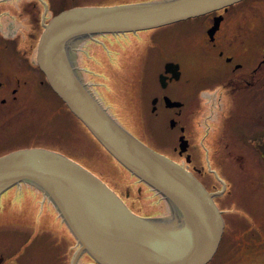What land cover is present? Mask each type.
<instances>
[{
	"label": "flooded vegetation",
	"instance_id": "1",
	"mask_svg": "<svg viewBox=\"0 0 264 264\" xmlns=\"http://www.w3.org/2000/svg\"><path fill=\"white\" fill-rule=\"evenodd\" d=\"M262 3L245 0L198 18L209 21L200 56L191 64L181 52L177 60H164L156 90L146 96L140 110L145 113L143 131L149 132V137L144 134L150 143L124 127L194 175L216 194L218 207L217 198H225L226 192L219 191L220 183L205 163L215 158L241 167V162L260 159L255 141L264 140V12L257 6ZM78 6L79 0H0V157L44 148L50 140L62 141V134L53 133L62 128V99L38 64L37 48L46 25ZM219 16L223 17L220 27L211 37L209 30ZM107 53L105 58L94 57L91 90L109 113H128L126 97L108 92V83L117 82L116 75L108 74L120 56L114 50ZM79 69L82 74L84 69ZM161 114L162 119L155 120ZM168 130L174 134L171 138L166 136ZM37 196L34 192L31 218L22 217L30 206L23 195L18 201L5 194L0 197V264H97L79 251L77 240L47 198L43 207L36 206ZM238 244L235 235L225 238L224 230L208 264L225 263L227 250Z\"/></svg>",
	"mask_w": 264,
	"mask_h": 264
},
{
	"label": "water",
	"instance_id": "2",
	"mask_svg": "<svg viewBox=\"0 0 264 264\" xmlns=\"http://www.w3.org/2000/svg\"><path fill=\"white\" fill-rule=\"evenodd\" d=\"M245 0H155L78 6L53 18L41 36L37 61L53 91L127 171L164 199L170 215L135 214L96 175L58 152L28 148L0 157V197L22 184L56 208L97 264H208L225 220L210 193L190 172L124 128L100 103L77 63L79 47L107 35L160 29L225 10ZM215 18L209 35L219 29ZM173 64H168V68Z\"/></svg>",
	"mask_w": 264,
	"mask_h": 264
},
{
	"label": "rangeland",
	"instance_id": "3",
	"mask_svg": "<svg viewBox=\"0 0 264 264\" xmlns=\"http://www.w3.org/2000/svg\"><path fill=\"white\" fill-rule=\"evenodd\" d=\"M79 1L81 6H111L149 0ZM257 6L264 12V3ZM208 22L206 19L197 18L186 23L136 34L98 37L79 47L77 63L79 68L84 69L83 78L92 89L91 79H95L93 73L96 69L94 57L101 54L105 58L107 52L111 50L119 52V62L115 63L114 70L108 74L116 75L117 82L115 85L108 83V92L111 94L117 91L116 94H123L126 97L128 113L111 111L110 114L122 126L128 127L139 137H144L143 140L149 144L146 138L148 133L143 131L145 113L140 110L148 100L146 96L156 90V77L161 63L164 60H177L180 57L178 52L182 53L181 58L186 59L187 63H193L205 45ZM52 95L55 97V94ZM148 116L154 118L152 114ZM162 117V114L157 115L155 120L159 121ZM168 132L166 131V136L171 138L174 134L170 130ZM53 133L62 134V141L50 140L43 149L63 154L88 169L113 190L135 214L147 218L170 215L166 201L157 193L146 190L145 186L137 183V180L74 119L63 103L62 128L59 131L56 128ZM255 145L260 159L241 162V167L235 162L215 158L205 163L208 171H211L219 181L222 188L219 191L226 192L225 198H217L226 222L225 235L234 233L239 242L237 246L227 250L228 256L223 264H264V140L258 139ZM241 149L243 153L246 152L244 143ZM34 192L40 195L36 198L38 199L36 206L43 207L45 197L42 192L30 185L16 186L4 194L14 198V201H18V197L23 195V201L30 206H26L27 214L22 217L31 218L35 217L32 210L34 207L32 203H35L32 201ZM51 205L54 208L52 203ZM62 224L64 225L63 220Z\"/></svg>",
	"mask_w": 264,
	"mask_h": 264
},
{
	"label": "trees",
	"instance_id": "4",
	"mask_svg": "<svg viewBox=\"0 0 264 264\" xmlns=\"http://www.w3.org/2000/svg\"><path fill=\"white\" fill-rule=\"evenodd\" d=\"M149 1H153V0H149ZM142 2H144V1H142ZM130 34H132V33H130ZM126 35H128V34H126ZM110 36H112V35H110ZM62 103L64 104V106L66 107V109L69 111V113L74 117V119H76L87 131H88V133L97 141V139L91 134V132L87 129V127L79 120V119H77V117H75L72 113H71V111L67 108V106L65 105V103L62 101ZM118 121V120H117ZM123 127H125V126H123ZM147 133H149V132H147ZM147 137H149L148 136V134H147ZM64 138V137H63ZM64 140V142L66 143V140H65V138L63 139ZM97 143H99L98 141H97ZM64 144V143H63ZM100 144V143H99ZM65 145V144H64ZM63 145V146H64ZM101 145V144H100ZM102 146V145H101ZM103 147V146H102ZM104 148V147H103ZM104 150H105V148H104ZM106 151V150H105ZM107 152V151H106ZM108 153V152H107ZM109 154V153H108ZM110 155V154H109ZM111 156V155H110ZM112 157V156H111ZM113 159H114V157H112ZM115 160V159H114ZM116 161V160H115ZM120 166H122L118 161H116ZM123 167V166H122ZM124 168V167H123ZM125 169V168H124ZM126 170V169H125ZM127 171V170H126ZM128 173H130L129 171H127ZM131 174V173H130ZM132 175V174H131ZM136 180H139L137 177H135L134 175H132ZM144 184V183H143ZM146 185V184H145ZM147 186V185H146ZM148 188H149V190H151L152 192H155V191H153L149 186H147ZM156 193V192H155ZM159 196V195H158ZM167 204V203H166ZM231 235H235L236 236V234H234V233H232ZM226 236L227 235H225V238H226Z\"/></svg>",
	"mask_w": 264,
	"mask_h": 264
}]
</instances>
